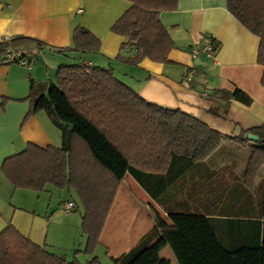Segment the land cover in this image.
Returning <instances> with one entry per match:
<instances>
[{
	"label": "trees",
	"instance_id": "16d2710c",
	"mask_svg": "<svg viewBox=\"0 0 264 264\" xmlns=\"http://www.w3.org/2000/svg\"><path fill=\"white\" fill-rule=\"evenodd\" d=\"M126 1L131 6L111 28L126 39L117 60L137 65L148 59L170 65L168 55L174 45L159 15L176 10L178 0ZM226 6L259 39L257 63L263 67L264 88V0H226ZM72 42L71 48L57 52L76 53L80 60L99 52V40L82 27L73 31ZM44 48L39 41L16 36L0 43V57L9 50L35 60ZM214 48L218 49L215 43ZM126 51L135 57L125 58ZM83 63L59 66L54 85H32L26 98L31 102L28 116L44 111L60 130V147L28 144L4 160L1 172L14 190L41 193L52 186L74 193L82 207L84 249L67 260L8 225L0 233V264H82L77 259L80 254L92 257L86 264H99L94 253L126 177L153 202L149 204L153 225L132 249L110 258L111 264H168L159 255L166 246L177 264H264V177L258 207L257 197L250 194L264 166V126L243 132L258 141L240 175V189L227 192L223 211L208 212L196 199L180 201L173 186L220 147L222 135L187 114L145 101L111 69ZM41 89L45 96H38ZM214 94L225 103L252 102L240 90ZM251 199L254 208L249 211L246 205Z\"/></svg>",
	"mask_w": 264,
	"mask_h": 264
},
{
	"label": "crops",
	"instance_id": "0c3cea01",
	"mask_svg": "<svg viewBox=\"0 0 264 264\" xmlns=\"http://www.w3.org/2000/svg\"><path fill=\"white\" fill-rule=\"evenodd\" d=\"M130 6L126 0H0V43L22 36L45 46L30 68L4 63L0 57V233L12 225L33 243L67 260L74 251L84 249L81 220L64 214L61 206V211L54 207L48 186L41 193L14 190L1 172L4 160L28 144L60 147V130L44 111L28 116L31 102L26 98L32 85H54L56 70L66 61L82 60L91 67L111 69L145 101L187 114L222 135L220 147L173 186L180 201L196 199L208 212L223 211L227 192L240 189V175L255 147L243 132L264 126L263 67L257 63L259 39L228 12L226 0H178L176 10L160 13L159 20L174 45L168 55L170 65L148 59L137 65L117 60L126 39L111 28ZM78 27L100 42L98 53L81 60L76 53L57 52L72 47V33ZM210 38L218 45L214 60L203 56L192 59L190 50ZM122 55L135 57L128 51ZM189 71L195 73L192 84L186 82ZM216 90H240L252 102L248 106L234 100L225 103L214 94ZM37 94L45 96L46 91L41 89ZM263 177L264 166L256 180L258 189ZM120 190L100 240L109 260L132 249L153 225L152 220L151 224L144 223L145 230L122 232L117 219L111 221ZM68 194L71 197V192ZM250 194L257 197L258 207L259 191ZM246 207L252 211V199Z\"/></svg>",
	"mask_w": 264,
	"mask_h": 264
},
{
	"label": "rangeland",
	"instance_id": "374dc122",
	"mask_svg": "<svg viewBox=\"0 0 264 264\" xmlns=\"http://www.w3.org/2000/svg\"><path fill=\"white\" fill-rule=\"evenodd\" d=\"M65 65L72 64L71 61H66ZM121 190L114 207L111 221L117 219L115 223H119L122 232H130L132 228L138 230H145V224L152 223L154 211L150 208V203H153L147 195L139 188V186L130 178L127 177L121 184ZM48 189L52 191V204L55 208L63 206V202L74 201L77 202L78 208L74 209L71 215L75 219L81 220L82 207L78 203L76 196L71 192V197L67 190H58L52 186H48ZM258 187L255 192L258 193ZM155 205V204H154ZM158 212H161L160 208L156 206ZM60 210V209H59ZM61 211V210H60ZM163 214V212H161ZM142 221V222H141ZM145 223V224H144ZM143 225V226H142ZM76 250L77 245H76ZM160 259L165 260L168 264H177L169 247H164L160 251ZM94 256L99 259V264H111L110 260L104 251L98 246L95 250ZM73 259V254L70 255L69 260ZM92 257L80 255L79 262L82 264L88 263Z\"/></svg>",
	"mask_w": 264,
	"mask_h": 264
},
{
	"label": "built area",
	"instance_id": "2783aa9c",
	"mask_svg": "<svg viewBox=\"0 0 264 264\" xmlns=\"http://www.w3.org/2000/svg\"><path fill=\"white\" fill-rule=\"evenodd\" d=\"M214 40L213 39H208L207 42L202 45L201 47H193L190 50V56L192 59L199 58L201 56L209 59L210 61L214 60V55H215V48H214ZM2 61L4 63H17L20 66H23L25 68H30L31 65L34 64L35 60H29L27 58L21 57L20 55H16L12 53L11 51H7L6 55L3 57ZM84 66H90L86 62L83 63ZM195 73L193 71H189L187 73V78L186 82L187 83H192L194 81ZM75 209V203L73 201H68L64 202L62 206V210L64 214L69 215L72 213Z\"/></svg>",
	"mask_w": 264,
	"mask_h": 264
},
{
	"label": "water",
	"instance_id": "95a60500",
	"mask_svg": "<svg viewBox=\"0 0 264 264\" xmlns=\"http://www.w3.org/2000/svg\"><path fill=\"white\" fill-rule=\"evenodd\" d=\"M247 139L252 142H257L258 138L252 134L247 135Z\"/></svg>",
	"mask_w": 264,
	"mask_h": 264
}]
</instances>
